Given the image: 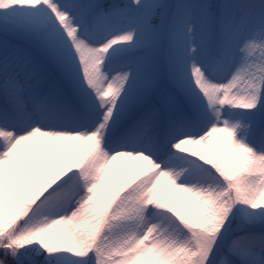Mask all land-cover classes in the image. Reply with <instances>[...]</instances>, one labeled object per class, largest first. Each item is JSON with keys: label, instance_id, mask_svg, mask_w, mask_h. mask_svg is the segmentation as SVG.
I'll return each mask as SVG.
<instances>
[{"label": "snow or ice", "instance_id": "1", "mask_svg": "<svg viewBox=\"0 0 264 264\" xmlns=\"http://www.w3.org/2000/svg\"><path fill=\"white\" fill-rule=\"evenodd\" d=\"M0 264H264V0H0Z\"/></svg>", "mask_w": 264, "mask_h": 264}, {"label": "rangeland", "instance_id": "2", "mask_svg": "<svg viewBox=\"0 0 264 264\" xmlns=\"http://www.w3.org/2000/svg\"><path fill=\"white\" fill-rule=\"evenodd\" d=\"M123 166V161H117L115 162V167L120 168Z\"/></svg>", "mask_w": 264, "mask_h": 264}]
</instances>
